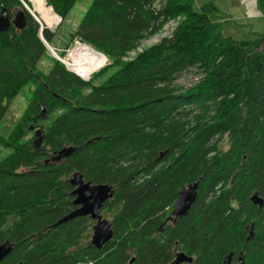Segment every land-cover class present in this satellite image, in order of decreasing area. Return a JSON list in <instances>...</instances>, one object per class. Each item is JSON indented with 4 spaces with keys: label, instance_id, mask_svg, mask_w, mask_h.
<instances>
[{
    "label": "trees",
    "instance_id": "1",
    "mask_svg": "<svg viewBox=\"0 0 264 264\" xmlns=\"http://www.w3.org/2000/svg\"><path fill=\"white\" fill-rule=\"evenodd\" d=\"M44 1L62 23L76 0ZM193 1L90 0L67 37L107 63L82 80L47 53L19 0H0L26 18L23 29L0 31V242L12 244L0 264H169L176 252L191 256L186 264H222L239 251L264 264V239L246 247L248 224L264 229V204L248 200L253 191L264 200V31L224 36L209 18L214 5L194 10ZM254 1L264 13V0ZM175 19L168 36L123 60ZM80 64L69 67L85 77ZM187 69L200 76L183 89L175 80ZM24 88L27 105L7 126V104ZM67 146L68 156L50 160ZM74 171L112 186L99 209L112 238L100 249L89 244V217L54 224L74 208ZM196 180L188 211L167 220L178 190Z\"/></svg>",
    "mask_w": 264,
    "mask_h": 264
},
{
    "label": "rangeland",
    "instance_id": "2",
    "mask_svg": "<svg viewBox=\"0 0 264 264\" xmlns=\"http://www.w3.org/2000/svg\"><path fill=\"white\" fill-rule=\"evenodd\" d=\"M36 1L39 7L50 17V26H47L43 21H40L38 15L35 13V11H33V4L29 0H23L22 2L26 7L25 11L27 12L29 10L32 15L28 12L27 13L38 24L37 34H41L40 31L42 28H46L51 33V40L49 42H46L54 49L55 55L52 54L44 44L43 46L52 58L56 59L58 57L59 60H56H58L65 69L67 66L65 67L66 64H64L62 60H68V62L72 64L74 61L77 62L84 60V64L89 69V76L91 73L95 72L98 68L107 63L106 58H104L101 53L95 51L84 43H81L79 41L74 42L73 40L75 38H72V40L70 41L67 37L68 33L74 30L78 20L81 18L82 13L90 0H76L73 3V6L70 9L66 19H64L62 23H59L57 15L52 9H50V6L45 4L44 0ZM206 2H211L214 5L215 9L209 13V18L212 22L218 24L219 31L222 35L230 36L235 39L244 37L252 38L254 34L264 31V13L261 12L260 8L256 5L254 0H194L193 9L197 10L199 6ZM17 9L20 8H12L9 17H11L17 11ZM176 21L177 19L167 22L160 31L140 40L136 47L129 51L123 57V60L131 59L132 57H134V55H136L146 47L150 46L153 43H156L159 38L168 36ZM45 62L46 60L42 58V61H39L37 63L38 68L43 69L44 67H46L47 63ZM67 69V71L73 74L74 72L78 73L77 71H75V69H71L69 66ZM74 75L77 76V74ZM199 76L200 75L197 74L195 70L187 69L181 72V74L176 78L175 83L185 89L192 83H194L196 79L199 78ZM27 98L28 92L24 88L9 100L3 116V122L5 125L8 126L12 124L19 117V115L27 105ZM223 138L224 139L220 142V148L226 149V139L225 137ZM6 152L7 150L0 147V159L6 154ZM232 205L235 204L232 203ZM169 208L171 209V206ZM99 213L102 218L108 221L107 217L103 216L100 210ZM251 230L253 231L254 235L252 234L251 236V239H253L252 242L247 241L248 243H246V247L248 248V250H253L256 247L257 242H254L256 241V239H264V229H256L255 226H253V229ZM263 258L264 256L262 257V259ZM245 259L246 258L243 259L244 264H246Z\"/></svg>",
    "mask_w": 264,
    "mask_h": 264
},
{
    "label": "water",
    "instance_id": "3",
    "mask_svg": "<svg viewBox=\"0 0 264 264\" xmlns=\"http://www.w3.org/2000/svg\"><path fill=\"white\" fill-rule=\"evenodd\" d=\"M22 7L26 10V7L23 4ZM27 12L31 14L29 10ZM25 24L26 18L24 12L21 9H17V11L11 17H9L5 7L0 9L1 32L7 31L10 25L16 30H21L24 28ZM41 111L43 110L41 109ZM37 131L38 130H36V132ZM73 150L74 147L72 146L62 147L50 157V160H59L63 157H66ZM44 162H46V160H44ZM67 182L71 187V203L74 208L62 215L54 224L62 223L79 216L89 217L93 221L89 236V244L95 249H100L107 241L112 238L110 224L107 220L102 218L99 213L102 203L111 198L113 194L112 186L106 183H90V181L84 180L81 173L78 171H74L68 178ZM197 185L198 181L196 180L188 183L178 190L177 195L171 204L169 213V217L171 219H174V216H182L188 211L196 198ZM248 200L251 204L258 207H261L264 204L263 198L258 195L256 191H253L248 196ZM251 226V224H248L249 231H251ZM249 234L251 236V233ZM11 248L12 244L8 240L0 242V261L11 251ZM230 258V254L226 255L222 264H230ZM131 260L132 258L129 260V262ZM191 260V256L185 254L184 252H176L169 264L190 263ZM233 264H244L241 251L238 252Z\"/></svg>",
    "mask_w": 264,
    "mask_h": 264
},
{
    "label": "bare ground",
    "instance_id": "4",
    "mask_svg": "<svg viewBox=\"0 0 264 264\" xmlns=\"http://www.w3.org/2000/svg\"><path fill=\"white\" fill-rule=\"evenodd\" d=\"M33 13V12H32ZM34 14V13H33ZM62 62L64 63V64H66L65 65V67H66V69L68 68V66L70 65V63L68 62V60H62ZM71 62H73V61H71ZM81 63V61H77V62H73V68H75V69H77L78 67H81L82 66V64H80ZM68 64V65H67ZM68 70V69H67ZM76 71V70H75ZM75 73V72H74ZM75 74H77L78 75V73H75ZM78 76H80V75H78ZM88 77H89V73H87V75L85 76V77H82V76H80V78H82L83 80H86V79H88Z\"/></svg>",
    "mask_w": 264,
    "mask_h": 264
},
{
    "label": "flooded vegetation",
    "instance_id": "5",
    "mask_svg": "<svg viewBox=\"0 0 264 264\" xmlns=\"http://www.w3.org/2000/svg\"><path fill=\"white\" fill-rule=\"evenodd\" d=\"M12 8H16V7H12ZM11 8V9H12ZM11 9L9 10V11H7V13H8V15H10L11 14ZM7 10V9H6ZM10 27H12L13 29H15L13 26H9V28ZM9 28H8V30H9ZM16 30V29H15ZM169 213H170V210H169V212H168V217H167V220H169V221H171L172 223L175 221V219L177 218V217H179V216H174V219H171L170 217H169ZM248 230H249V228H248ZM249 233H250V231H249ZM237 256V255H236ZM236 258V257H235ZM235 258H230V264H233L234 263V261H235Z\"/></svg>",
    "mask_w": 264,
    "mask_h": 264
},
{
    "label": "built area",
    "instance_id": "6",
    "mask_svg": "<svg viewBox=\"0 0 264 264\" xmlns=\"http://www.w3.org/2000/svg\"><path fill=\"white\" fill-rule=\"evenodd\" d=\"M43 43L45 44V46L48 48V50L52 53V54H54L55 55V51H54V49L51 47V46H49L47 43H45L44 41H43ZM57 59L59 60V58L57 57Z\"/></svg>",
    "mask_w": 264,
    "mask_h": 264
}]
</instances>
